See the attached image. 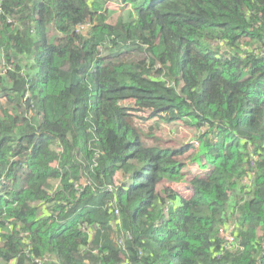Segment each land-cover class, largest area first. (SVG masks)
Returning <instances> with one entry per match:
<instances>
[{"label": "trees", "instance_id": "obj_1", "mask_svg": "<svg viewBox=\"0 0 264 264\" xmlns=\"http://www.w3.org/2000/svg\"><path fill=\"white\" fill-rule=\"evenodd\" d=\"M0 263L264 264V0H0Z\"/></svg>", "mask_w": 264, "mask_h": 264}, {"label": "rangeland", "instance_id": "obj_2", "mask_svg": "<svg viewBox=\"0 0 264 264\" xmlns=\"http://www.w3.org/2000/svg\"><path fill=\"white\" fill-rule=\"evenodd\" d=\"M108 8L111 9L113 12L111 19L109 20L111 24H115L120 19L126 20L128 18V14L130 12V7L128 5H121V4H118V2H111L108 4ZM124 105L130 108L135 107L134 103L132 104L130 102L124 103ZM138 115H140V113ZM141 115L147 116L148 113H145V114L142 113ZM143 124H144L143 126L144 129H147L148 126L150 125V123L148 122H143ZM155 134L157 136H162V138L164 140H167L173 147L183 146L185 143L191 142L194 139V136L191 133V131L189 132L185 130L184 128H182L181 126H175V125H168L167 127H164L163 125H161L158 127V132H155ZM188 166L190 167H187L186 172L188 174V179H190L191 175L195 174L198 169L196 168V166H193L191 164H189ZM169 185L170 184H168V186ZM239 186H242V185H239ZM172 187L175 190H179V193H181V195H183L186 198H188L191 194L187 185L179 188L177 185L172 184ZM230 210L227 212L228 215L230 214ZM223 227L226 228L224 230L225 233L223 234L224 237L226 238V241L233 242V236L231 235V232H234V229H235L234 220L231 218H228L226 220V226H223Z\"/></svg>", "mask_w": 264, "mask_h": 264}]
</instances>
